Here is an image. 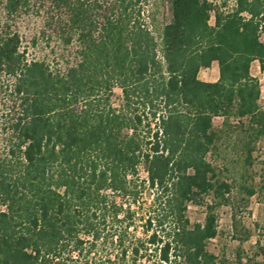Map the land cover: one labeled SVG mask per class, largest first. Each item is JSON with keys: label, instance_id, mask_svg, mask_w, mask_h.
Returning <instances> with one entry per match:
<instances>
[{"label": "trees", "instance_id": "1", "mask_svg": "<svg viewBox=\"0 0 264 264\" xmlns=\"http://www.w3.org/2000/svg\"><path fill=\"white\" fill-rule=\"evenodd\" d=\"M234 1L0 0V264H217L211 155L264 137V0Z\"/></svg>", "mask_w": 264, "mask_h": 264}, {"label": "rangeland", "instance_id": "2", "mask_svg": "<svg viewBox=\"0 0 264 264\" xmlns=\"http://www.w3.org/2000/svg\"><path fill=\"white\" fill-rule=\"evenodd\" d=\"M214 3H227V8L232 7L234 0H210ZM163 8L161 19L168 18V10ZM215 23L214 16L210 20ZM219 66L214 63L208 69H202L199 77L203 80L215 81L218 77ZM252 73L258 77L261 84L260 104L264 106V71L255 61ZM117 97L120 89H115ZM1 102V115L6 113L8 104ZM6 115V114H4ZM4 117L1 116V121ZM222 117H216L214 124L221 127ZM237 120L232 119V126L225 129L219 144V151L211 155V159L219 167L221 177L232 186L228 203L217 208L218 235L209 241V249L218 257L217 264H253L255 260L264 258V137L252 143L253 156L246 162L244 142L238 140ZM1 152V137H0ZM147 174L141 173L145 178ZM254 189L255 194L248 195L247 191ZM154 191L146 188L142 203L146 209L151 205ZM188 216L192 223H203L206 218L205 204H191ZM137 230L141 234L142 226ZM261 238L260 242L259 239Z\"/></svg>", "mask_w": 264, "mask_h": 264}, {"label": "crops", "instance_id": "3", "mask_svg": "<svg viewBox=\"0 0 264 264\" xmlns=\"http://www.w3.org/2000/svg\"><path fill=\"white\" fill-rule=\"evenodd\" d=\"M215 63H216V62H215ZM218 78H219V73H218V77H217V79H216V80H218ZM200 79H201V78H200ZM202 80H203V79H202ZM216 80H215V81H216ZM205 81H209V80H205Z\"/></svg>", "mask_w": 264, "mask_h": 264}]
</instances>
